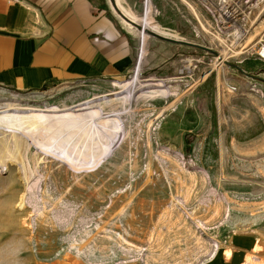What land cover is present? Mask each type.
Listing matches in <instances>:
<instances>
[{
  "label": "rangeland",
  "instance_id": "374dc122",
  "mask_svg": "<svg viewBox=\"0 0 264 264\" xmlns=\"http://www.w3.org/2000/svg\"><path fill=\"white\" fill-rule=\"evenodd\" d=\"M146 2L120 0L118 11L130 21L124 9L141 17ZM149 18L145 29L130 21L147 38L140 79L171 94L116 115L99 154L49 132L22 146L26 175L14 159L0 168V264H203L214 249L226 256L236 233L264 239V0H152ZM164 45L174 56L144 70ZM137 67L38 91L0 86V105L109 99Z\"/></svg>",
  "mask_w": 264,
  "mask_h": 264
},
{
  "label": "crops",
  "instance_id": "0c3cea01",
  "mask_svg": "<svg viewBox=\"0 0 264 264\" xmlns=\"http://www.w3.org/2000/svg\"><path fill=\"white\" fill-rule=\"evenodd\" d=\"M119 3L0 0V86L38 91L53 83L131 74L139 62L142 37L130 22L133 12L124 10L129 12L124 13L128 21L118 11ZM171 56L173 51L166 45L155 54L148 52L144 70L156 71L159 62L164 65ZM261 236L259 230L234 234L229 240L233 255L218 260L217 256L212 264H241L248 254L258 252L255 245L264 244Z\"/></svg>",
  "mask_w": 264,
  "mask_h": 264
},
{
  "label": "bare ground",
  "instance_id": "6f19581e",
  "mask_svg": "<svg viewBox=\"0 0 264 264\" xmlns=\"http://www.w3.org/2000/svg\"><path fill=\"white\" fill-rule=\"evenodd\" d=\"M145 7V13L141 17L131 13L133 21H143L144 29L149 27L151 21L149 14L152 8V0H147ZM125 12L129 13L128 11ZM146 44L147 38L144 32L142 33V52L136 73L132 79L115 84L118 88L114 92L115 97L109 99L106 96L98 97L103 99L102 101H97L98 98L96 97L93 100L89 99L87 102L66 107L63 110L58 109V107L49 109L23 108L8 102L0 105V168L6 169L9 161L14 159L18 161V166L26 175L24 163L19 159L20 149L24 145H29L33 136L42 137L46 132L68 139L81 154L86 152L99 154L106 150L116 128V115L125 112L131 113L132 104L139 99L146 100L157 95L167 97L171 94L169 86L163 80L145 82V79H140L139 74ZM107 105L111 106V109L108 110ZM27 186L31 187L29 184ZM35 187H40V181L35 183ZM22 204L23 198L19 206ZM261 249L262 246L260 245L254 247L255 251ZM218 253V249H214L211 257L205 262L215 259ZM226 255L231 257L233 255L232 250H227ZM241 264L257 263L251 254L247 255V259Z\"/></svg>",
  "mask_w": 264,
  "mask_h": 264
},
{
  "label": "built area",
  "instance_id": "2783aa9c",
  "mask_svg": "<svg viewBox=\"0 0 264 264\" xmlns=\"http://www.w3.org/2000/svg\"><path fill=\"white\" fill-rule=\"evenodd\" d=\"M220 2H225V0H220ZM259 45H260L259 50H258L259 57L264 59V38L263 37L260 40Z\"/></svg>",
  "mask_w": 264,
  "mask_h": 264
}]
</instances>
